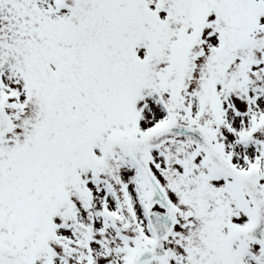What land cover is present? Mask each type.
Wrapping results in <instances>:
<instances>
[{
  "label": "snow or ice",
  "instance_id": "6c2138e0",
  "mask_svg": "<svg viewBox=\"0 0 264 264\" xmlns=\"http://www.w3.org/2000/svg\"><path fill=\"white\" fill-rule=\"evenodd\" d=\"M0 264H264V0H0Z\"/></svg>",
  "mask_w": 264,
  "mask_h": 264
}]
</instances>
